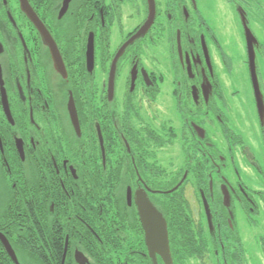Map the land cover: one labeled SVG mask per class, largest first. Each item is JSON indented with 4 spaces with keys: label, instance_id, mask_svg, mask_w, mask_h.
I'll return each mask as SVG.
<instances>
[{
    "label": "flooded vegetation",
    "instance_id": "af4514ba",
    "mask_svg": "<svg viewBox=\"0 0 264 264\" xmlns=\"http://www.w3.org/2000/svg\"><path fill=\"white\" fill-rule=\"evenodd\" d=\"M250 9L249 0H0V264H17L2 235L19 264L48 248L64 264H80L77 251L100 264L91 237L115 247L112 264H249L245 227L264 232V95L245 24L259 87L264 46ZM235 18L251 98L226 92L220 75L231 66L223 27ZM254 243L264 262V236Z\"/></svg>",
    "mask_w": 264,
    "mask_h": 264
},
{
    "label": "rangeland",
    "instance_id": "374dc122",
    "mask_svg": "<svg viewBox=\"0 0 264 264\" xmlns=\"http://www.w3.org/2000/svg\"><path fill=\"white\" fill-rule=\"evenodd\" d=\"M223 1L227 2V0H223ZM249 2L251 7L250 9L251 26L254 29L259 40L261 41V44L264 46V9L259 8V4L261 6V4L263 5V2L261 0H249ZM231 16L232 13L230 14L228 13L225 17H231ZM219 22L220 20L217 19V23ZM223 30L225 32L230 33V37L228 39L225 38V41L229 40L227 44V50H228L227 54L229 57H227V59L229 60V64L231 65L229 66V69L221 70L220 72L221 76L225 75L223 80L224 81L223 88L229 94L235 89L238 90L235 94L237 98L238 97L251 98L252 88L249 85V76L246 68L247 66L245 63L246 57H245V48L243 42L244 37H243L241 24L239 20L235 18L234 20H230L229 24L223 27ZM257 62L259 69L261 93H263L264 95V53L259 54V59H257ZM249 227H245L247 229V232L245 233L246 235L245 239H248V242L249 239H251V243L249 242L251 255L249 254L247 255L248 263L263 264L264 262H261V255L260 252L258 251V247L254 243V237H256V239L259 240L264 236V232L259 233V231H257V228L255 227L249 228Z\"/></svg>",
    "mask_w": 264,
    "mask_h": 264
},
{
    "label": "water",
    "instance_id": "95a60500",
    "mask_svg": "<svg viewBox=\"0 0 264 264\" xmlns=\"http://www.w3.org/2000/svg\"><path fill=\"white\" fill-rule=\"evenodd\" d=\"M245 31H246V37H247L248 47H249V59H250V68H251V72H252L253 85H254V89H255L258 101H262V95H261V91H260V87H259L258 79H257V75H256L255 51H254V47H253V42L256 41V38H255L253 32L251 31V29L248 27L247 24H245ZM142 32H143V29L140 32H138L137 35L141 34ZM69 108H70V112H71L72 117H76V120H77V112H76V108H75V105L73 102L72 103L70 102ZM141 202H142V200H141ZM153 209L154 208L148 199L144 203H142L140 206L141 218H142V221L144 223L146 230L148 231V239H150V234H151L149 226H152V222L151 223L149 222V217H150V215L152 216V210ZM153 234H156V233L154 232ZM167 234L168 233L166 230V226L164 225L163 235H164V239H165V241H164L165 242V250L167 251L166 252L167 255L164 254V252H163L165 257L170 256ZM1 237L5 243L8 251L10 252L12 258L14 259V261L17 264H19L18 259L16 257V254H15L14 250L11 248L9 242L5 239V237L3 235ZM155 248H157V247H155ZM64 259H65V255H64ZM77 260L80 262V264H86V262H87V258L80 251H77ZM63 262H64V260H63Z\"/></svg>",
    "mask_w": 264,
    "mask_h": 264
},
{
    "label": "trees",
    "instance_id": "16d2710c",
    "mask_svg": "<svg viewBox=\"0 0 264 264\" xmlns=\"http://www.w3.org/2000/svg\"><path fill=\"white\" fill-rule=\"evenodd\" d=\"M108 196H110V194H108ZM109 204H110V206H112V208H111V211H112L113 210V206L115 207V205L113 204L112 195L110 196V203ZM112 236H113V233H112ZM90 250H91L90 252L92 253V257L96 258V260L99 259L98 262L100 264H112V260L110 258H108V256L112 252H114L115 247H113V248H106V250H104V247L103 248H100L98 246H95V240H94L93 237H91V247H90ZM57 252H58V249H55V248L43 249L40 252L41 253V257H42L41 260H37L35 258L37 256V253H36V255L34 256L33 259L36 260V264H60L61 263V258H62V256H61L62 255L61 249L59 250V254H57ZM25 253L26 254H29V253H33V251L26 249ZM101 261H102V263H101ZM4 264H7V262H5ZM10 264H13V263L10 262Z\"/></svg>",
    "mask_w": 264,
    "mask_h": 264
},
{
    "label": "bare ground",
    "instance_id": "6f19581e",
    "mask_svg": "<svg viewBox=\"0 0 264 264\" xmlns=\"http://www.w3.org/2000/svg\"><path fill=\"white\" fill-rule=\"evenodd\" d=\"M65 255V254H64ZM64 255H62V258H61V263L60 264H64L63 260H64Z\"/></svg>",
    "mask_w": 264,
    "mask_h": 264
}]
</instances>
